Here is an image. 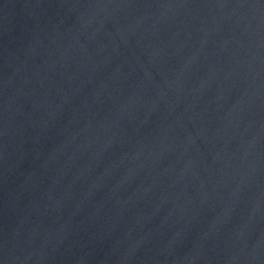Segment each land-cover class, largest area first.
<instances>
[{
	"label": "water",
	"instance_id": "95a60500",
	"mask_svg": "<svg viewBox=\"0 0 264 264\" xmlns=\"http://www.w3.org/2000/svg\"><path fill=\"white\" fill-rule=\"evenodd\" d=\"M0 264H264V0H0Z\"/></svg>",
	"mask_w": 264,
	"mask_h": 264
}]
</instances>
